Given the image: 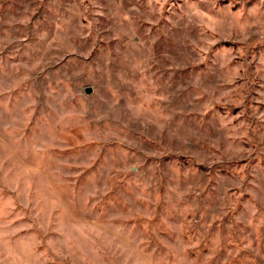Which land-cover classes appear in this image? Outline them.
Masks as SVG:
<instances>
[{"label": "rangeland", "instance_id": "374dc122", "mask_svg": "<svg viewBox=\"0 0 264 264\" xmlns=\"http://www.w3.org/2000/svg\"><path fill=\"white\" fill-rule=\"evenodd\" d=\"M0 264H264V0H0Z\"/></svg>", "mask_w": 264, "mask_h": 264}]
</instances>
